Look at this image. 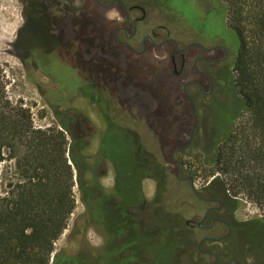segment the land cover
Segmentation results:
<instances>
[{
    "label": "flooded vegetation",
    "instance_id": "af4514ba",
    "mask_svg": "<svg viewBox=\"0 0 264 264\" xmlns=\"http://www.w3.org/2000/svg\"><path fill=\"white\" fill-rule=\"evenodd\" d=\"M23 1L29 11L28 21L22 28L25 39L37 42L39 39L33 32V29H37L58 49L55 57L51 50L43 54L52 55L55 60L64 56L72 69L79 74L84 72V77L92 74V64L83 63L84 53L77 47V42L80 46L86 44L84 52L91 59V50L87 48L88 21L99 14L102 16L105 40L104 73L110 69L117 74L122 71L124 51L136 57H147L153 50L167 49L170 53L167 64L171 77L179 79L187 76L181 97L186 100L184 103L166 101L170 97L167 93L165 101L158 103L156 91H152L149 102L124 100L115 91V102L110 103L107 101L109 90L103 89L104 102L99 105L103 106L101 110L108 126L101 140L113 121L136 141L138 150L135 157L139 158L141 166H137L138 173L132 177L137 188L138 203L131 212L118 216V262L113 264H170V257L166 253L168 247L175 253L176 264H264V218L244 213L238 199L215 177L198 190L186 160L199 154L195 149L196 141H201L199 147L209 149L210 142L216 138L207 127L214 122L212 108H216L221 100L220 80L227 76L237 54L215 28L216 11L220 9L216 1L194 0L200 12L198 23L206 26L207 31L195 28L184 15L169 5V0L163 2L167 1V6L176 12L168 15V24L150 21L149 6L160 9L159 0ZM114 12L116 17H110ZM137 13L141 15L136 16ZM78 15L84 20L83 25L79 24L81 30L85 29L83 38L77 34ZM181 19L186 20L185 26L178 24ZM174 25L177 31L173 30ZM31 47L35 48L36 45ZM77 64L84 71L78 69ZM178 108L180 110H174ZM113 110H117L116 116L111 113ZM157 112L160 113L159 117ZM130 120L143 123L144 131L147 129L152 141L160 142L162 137L165 139L166 145H160V151L164 153L168 149L167 155L177 168L171 169L168 163L157 160L156 152L141 146L140 135L126 126ZM181 124L189 127L187 138L183 137L186 131ZM162 125H167L165 132L168 129L173 133L171 139L162 133ZM103 160L109 161L101 155V159L92 164V173L89 172L95 174L98 180L103 174H97L96 167ZM123 171L122 168L121 174ZM147 180L155 185L151 198L147 197L144 189ZM115 181L110 194L114 193ZM174 190L177 203L172 199ZM104 229L103 264H110L105 257L111 242L106 226ZM63 261L61 259L59 264Z\"/></svg>",
    "mask_w": 264,
    "mask_h": 264
},
{
    "label": "trees",
    "instance_id": "16d2710c",
    "mask_svg": "<svg viewBox=\"0 0 264 264\" xmlns=\"http://www.w3.org/2000/svg\"><path fill=\"white\" fill-rule=\"evenodd\" d=\"M217 1L225 8L228 27L238 38V49L233 66L220 80L221 100L212 108L214 122L207 127L216 138L209 149L199 147L201 141H196L199 154L187 161L194 174L201 172L205 178L219 171L235 176L251 163L264 167V69L261 74L252 71L261 55L258 44L254 47L249 41L260 32L264 39V11H259L256 3L247 7L254 0ZM84 89L93 93L95 86ZM165 126L160 129L171 139L173 133L168 129L165 132ZM137 150L134 138L111 121L99 152L115 168L114 193L105 192L92 180L88 183L83 172L92 173V164L83 154L84 140L76 139L66 124L35 127L30 109L7 97L0 68V264L56 262L55 245L77 206L75 171L91 219L106 226L109 234L111 248L105 260L117 263L118 216L131 212L138 203L132 182L140 165L135 157ZM215 179L227 191L231 188L233 194L237 193L235 179L230 186L219 176ZM259 187L264 195V185Z\"/></svg>",
    "mask_w": 264,
    "mask_h": 264
},
{
    "label": "rangeland",
    "instance_id": "374dc122",
    "mask_svg": "<svg viewBox=\"0 0 264 264\" xmlns=\"http://www.w3.org/2000/svg\"><path fill=\"white\" fill-rule=\"evenodd\" d=\"M159 1L158 6H160V9H158L159 7L153 8V6H149L151 23H170L167 17L170 14H174L176 12L175 9H177L195 28L207 31L208 28L206 26L203 27V25L198 23L197 16L200 12L194 0H169V5L175 9L169 8L167 1ZM215 1L220 8L216 11L215 28L225 38L227 43L234 48V51H237L238 38L228 27L227 13L225 14L226 11L223 12L225 8L219 1ZM254 1H249L247 7H253L256 3L260 5L258 6L259 11H264V0ZM27 13L29 11L23 0H0V68L7 97L14 104H23L25 108L30 109L34 126L37 128L66 124L69 131L71 130L75 134L76 139L82 138L84 140L83 154L89 163L94 164L99 158L101 159L99 152L100 142L102 134L108 126L101 110L103 106L99 105L104 102V88L109 90L110 94L107 101L110 103L115 102L113 98V96L115 97V91L120 93L119 95L122 99H129V101L149 102L151 101L149 97L152 91H156L158 92V103L165 101L166 93L170 95L169 99L168 97L166 99L168 102H186L181 97L187 76L185 75L179 79L171 77L168 69L169 64H167L170 60L169 50H153L147 57H136L124 51L123 67L120 68L122 71L117 74L115 70L111 71L109 68L108 73H104L103 70H106V66L103 61L105 40H103L104 30L101 26L102 16L100 14L92 16L88 21L89 26L87 27V48L91 50V59L84 52L86 44H81L80 46L77 42V47L84 53L83 63L86 61L87 64H92V74L90 77H84V72L79 74L78 71L72 69L63 58L64 56H61V58L59 56L55 60L52 55L46 56L43 54L51 50L54 51L51 54H55L53 56L55 57L58 49L52 45L50 40H46L47 38L37 29H33L36 39H39L37 42L25 39L26 34L22 31V28L25 22L28 21ZM140 15L141 13L136 14V16ZM110 17L115 18L116 12L112 13ZM83 22L84 20L78 15L77 34L81 35V38L85 36V29L81 30L79 26V24L83 25ZM178 24L185 26L187 22L181 19ZM176 28L177 26L174 25L173 30L177 31L178 29ZM249 41L253 43L254 47L258 44L260 48L261 56L258 58L259 62L257 61L252 66V71L261 74L264 69V60L262 59L264 39L262 38V33L260 32L257 37L252 35ZM31 45H36V47H31ZM61 54L63 53L61 52ZM256 54L257 52H255ZM47 57L50 59H47ZM42 58H46V60ZM77 68L84 71L81 65L77 64ZM87 85L95 86L93 93L84 89ZM111 113L116 116L117 110H113ZM181 125L182 129L186 131L183 137L187 138L189 127L184 124ZM126 126L140 135L142 147L156 152L157 160L168 163L173 170L177 168L176 164L171 162L167 155L168 149L164 153L160 151V145H166L163 137L160 138V142L159 140L152 141L150 139L152 136L147 132V129L144 131L145 125L137 121L130 120ZM68 136L72 140V135L68 134ZM186 160L188 161V159ZM252 165L253 163L249 164L248 168L242 172L235 173L237 174L235 176L233 174V176L224 174L220 171L215 173V176L212 174L208 178H205L201 172L194 174L191 171L190 175L194 176L195 186L198 190L216 176H219L221 181H224L229 186L235 179L236 185H239L237 193L233 194V190L229 189L235 195V199H238L241 204L242 211L252 217L260 216L264 218V195L260 193L259 187L264 185V167H261L260 164ZM96 170L97 174H103L99 177V180L95 174L92 177L91 173L83 172L84 180L90 184L92 180L93 183H98L99 187L104 191L111 192L116 177L113 164L103 160L96 167ZM192 170H194V167ZM172 188L175 189L174 186ZM144 189L147 197L151 198L155 192V185L152 181L147 180L144 183ZM74 191L77 206L69 221L68 228L55 245L56 264H59L61 259L64 260L61 264H103L104 253L102 248L106 236L104 225L91 219L88 207L83 201L84 195L78 185V174L76 171ZM175 191H173L172 199L177 203L178 200L176 198L178 197H176ZM166 253L170 257V264H176L175 253L170 247L166 249Z\"/></svg>",
    "mask_w": 264,
    "mask_h": 264
}]
</instances>
